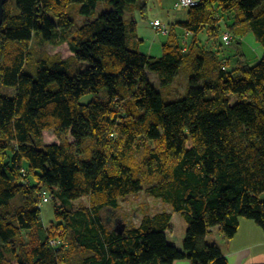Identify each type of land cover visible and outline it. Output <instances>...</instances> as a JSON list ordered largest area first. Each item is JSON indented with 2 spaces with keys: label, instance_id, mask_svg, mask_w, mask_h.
Listing matches in <instances>:
<instances>
[{
  "label": "trees",
  "instance_id": "1",
  "mask_svg": "<svg viewBox=\"0 0 264 264\" xmlns=\"http://www.w3.org/2000/svg\"><path fill=\"white\" fill-rule=\"evenodd\" d=\"M98 1L4 3L0 83L15 94H0V264H228L205 241L211 228L230 240L246 218L264 232V55L231 73L197 35L206 29L217 36L221 17L233 13L230 32L250 30L264 48V0H200L167 28L159 56L139 50L136 24L123 17L137 2L142 14L145 0H104L111 9L93 18ZM71 4L81 23L69 14ZM177 26L191 34L187 47ZM33 38L66 42L72 55L45 54L27 73ZM74 60L89 65L69 75ZM186 62L185 96L164 101L146 70L168 84ZM88 93L94 98L81 103ZM45 130L57 141L44 143ZM141 190L171 211L109 228L102 211ZM41 191L59 204L48 226ZM82 197L87 204L75 206ZM172 212L187 223L181 248L165 235Z\"/></svg>",
  "mask_w": 264,
  "mask_h": 264
},
{
  "label": "rangeland",
  "instance_id": "2",
  "mask_svg": "<svg viewBox=\"0 0 264 264\" xmlns=\"http://www.w3.org/2000/svg\"><path fill=\"white\" fill-rule=\"evenodd\" d=\"M146 7L144 12L138 9V2L136 4H129L123 15L124 18L130 13V7L137 6L136 12H132V17L137 21L136 34L138 38L143 41L140 42L139 50L143 53L149 54L151 56H159L161 54V45L163 41L168 38L167 33L163 34L159 31L153 29L149 21L158 18L162 23L166 24L167 28L174 23L179 11H183L185 15L187 8H174L175 0H145ZM111 9V4L104 0H99L95 9L93 18L98 16L100 13L108 11ZM69 14L77 22L81 23L83 16L78 12V5L71 4L69 7ZM221 18L223 21L218 23V35L215 37H210L206 29L202 30L198 35V43L201 48L214 51L218 54L220 58H224L225 69L231 71V73H236V68L246 62L249 65L255 64L260 57L264 55V48L262 44L256 39L255 35L250 30H246L240 35H234V39L231 44L226 45L222 41V32L229 30L228 25L232 22L233 13H226ZM230 31V30H229ZM177 34L180 36L183 47H187V44L191 41V37L187 34H182V29H177ZM233 34V33H232ZM152 47V48H151ZM151 48V49H150ZM58 55L60 58H70L72 52L69 49L67 43L60 45H53L49 43L40 44L35 38L31 41V50L29 58L26 62V67L24 69L27 73L34 74L35 61L36 58L43 55ZM88 63L85 61L74 60L73 62H68L66 70L69 75H74L78 71H83L88 67ZM190 72V67L188 62L184 63L173 81L168 84H162L155 72L146 70L147 80L153 85V87L161 94L162 98L166 102L174 101L185 96L188 90V73ZM54 84L52 87L54 88ZM0 94L13 97L15 94V89L12 86L4 85L0 83ZM105 89L100 93V97H104ZM94 94H85L80 102L83 104L88 103L94 98ZM236 102V98H231V104ZM70 139V138H69ZM51 141H57L52 130H47L43 134V142L48 143ZM23 164H25L23 162ZM30 182L31 179H30ZM260 199L264 200V191L259 195ZM88 198L82 197L73 202L75 206L78 204H87ZM59 205L54 200H49L40 205V218L44 226H48L51 222H56L54 216V207ZM167 209L171 211V206L161 200L149 194H146L143 190L136 194H131L123 199H120L119 206L115 210H103L102 217L105 219L106 224L109 228L115 227L116 224L121 222L127 225L137 224L144 214H152L158 212L159 210ZM187 223L184 217L178 213L174 212L171 220V230L168 240L169 242H179L182 241L184 236V231L186 229Z\"/></svg>",
  "mask_w": 264,
  "mask_h": 264
},
{
  "label": "crops",
  "instance_id": "3",
  "mask_svg": "<svg viewBox=\"0 0 264 264\" xmlns=\"http://www.w3.org/2000/svg\"><path fill=\"white\" fill-rule=\"evenodd\" d=\"M130 10L131 11L130 13L127 14L126 19L127 21L133 20L137 26V21L131 18L132 17L131 13L136 12L137 6L135 7L131 6ZM185 10L187 13V9ZM186 13L184 15L183 11H179L178 16L180 18L176 17V20L174 21V23L185 20L187 16ZM155 19H158V18H155ZM178 28L179 27L177 26L176 30ZM182 34L183 35L187 34L189 35V37H191V34L186 32L184 29H182ZM137 38L138 37L136 34V37H133V40H136ZM141 41L143 40L141 39ZM46 131L47 130H45L44 132ZM51 142H54V141H51ZM162 210H167V209H162ZM162 210H159V211H162ZM173 215H174V212H172L171 220H172ZM170 232H172L171 222H170L169 228L165 230V235H166L167 240H168ZM205 241L207 243H215L216 245H218L220 249L222 250L223 254L225 255L228 261V264H264V232L254 221L250 219H246V218L239 219L238 230L236 234L233 236V238H231L230 240H226L222 236V234L218 231L217 227H213L205 235ZM171 243L175 244L178 248H181V245H182L181 240H179V242H171ZM172 264H191V262L188 259H177V260H174Z\"/></svg>",
  "mask_w": 264,
  "mask_h": 264
},
{
  "label": "built area",
  "instance_id": "4",
  "mask_svg": "<svg viewBox=\"0 0 264 264\" xmlns=\"http://www.w3.org/2000/svg\"><path fill=\"white\" fill-rule=\"evenodd\" d=\"M199 1L200 0H175L174 8H189L191 6L196 5ZM149 24L153 29L163 34H166L168 32L166 24L162 23L159 19H153L149 21ZM234 38H235L234 35L229 30H225L224 32H222V41L226 45H229L233 41ZM24 171L25 170L22 169L23 174H24ZM39 197H40V200L38 203L39 208L42 203L48 202L49 200H51V195L47 191H41ZM50 243L52 245H57L58 241L50 240Z\"/></svg>",
  "mask_w": 264,
  "mask_h": 264
},
{
  "label": "water",
  "instance_id": "5",
  "mask_svg": "<svg viewBox=\"0 0 264 264\" xmlns=\"http://www.w3.org/2000/svg\"><path fill=\"white\" fill-rule=\"evenodd\" d=\"M6 0H0V26L2 24V17H3V6ZM116 228H119V230L121 231L124 228V225H120Z\"/></svg>",
  "mask_w": 264,
  "mask_h": 264
},
{
  "label": "flooded vegetation",
  "instance_id": "6",
  "mask_svg": "<svg viewBox=\"0 0 264 264\" xmlns=\"http://www.w3.org/2000/svg\"><path fill=\"white\" fill-rule=\"evenodd\" d=\"M118 226H119V224H116V225H115V227H118Z\"/></svg>",
  "mask_w": 264,
  "mask_h": 264
}]
</instances>
